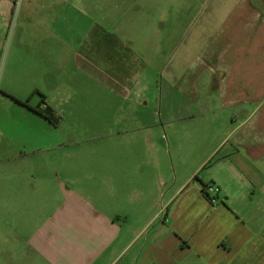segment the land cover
Here are the masks:
<instances>
[{"label": "crops", "instance_id": "crops-1", "mask_svg": "<svg viewBox=\"0 0 264 264\" xmlns=\"http://www.w3.org/2000/svg\"><path fill=\"white\" fill-rule=\"evenodd\" d=\"M257 1L242 0L209 35L174 25L146 31L143 9L133 10L150 0H115L110 10L107 2L62 0L90 27L77 42L63 27L56 33L59 74L69 68L67 82L80 73L119 92L85 100L111 109L108 120L97 119L93 140L103 149L91 152L92 163H33L51 124L26 106L7 131L0 126V264H264V3ZM13 14V1L0 0V102H24L23 89L31 92L27 53L39 51L44 69L50 55L47 35L37 49L30 31L12 28ZM67 100L70 115L80 101ZM162 103L175 110L161 112ZM192 104L205 108V133L218 137L207 159L221 156L185 168L161 163L155 138L171 122L193 120ZM59 138L54 146L77 143ZM196 175L218 188L217 203Z\"/></svg>", "mask_w": 264, "mask_h": 264}, {"label": "rangeland", "instance_id": "rangeland-1", "mask_svg": "<svg viewBox=\"0 0 264 264\" xmlns=\"http://www.w3.org/2000/svg\"><path fill=\"white\" fill-rule=\"evenodd\" d=\"M14 3V14L12 19V28L25 27L28 32L33 34L31 43L38 49L37 44L40 39L47 35L50 55L48 57V67L44 69L42 63L43 57L35 50L27 53L31 54V64L33 67L32 89H23L28 92L27 104L31 107L36 106H50L57 109L59 112L57 116L60 118L58 126L59 136L55 130H52V125L46 126L48 129L47 136L49 143L47 148L33 157V163H92L91 152L95 149H103L101 141L93 140L98 130L97 119L108 120L109 105H104L97 100L95 103L88 104L85 100H92V98H116L114 91L119 92L117 88L112 90L104 88V85L91 84L89 79L85 78L80 73L73 75L74 81L68 80V71L61 76L58 71V47H60L61 38L57 37V32L63 27V32L66 37L70 34H75V41L81 40L84 32L90 27V24L69 5H63L62 0H12ZM104 7L107 2V10L113 8L109 5V0H96ZM144 8L134 9L141 13L142 19L145 20V30L154 27L160 29L162 32H167L173 25L178 31H183L187 28L191 34L205 27V31L212 35L216 27L222 23L223 19L228 17L242 0H150ZM257 1V0H256ZM261 2L264 0H260ZM257 1L258 3H261ZM75 3V2H73ZM115 5V0L110 3ZM114 10V9H113ZM129 8L122 7L119 12L124 16L127 15ZM98 11V10H97ZM111 14V13H109ZM64 17L63 23L62 19ZM140 17V18H141ZM80 21L82 23H80ZM174 22V24H173ZM164 27V30L162 29ZM59 28V30L57 29ZM155 30V29H150ZM19 33V31H17ZM77 35V36H76ZM65 37V38H66ZM67 39V38H66ZM9 41V40H8ZM64 44V39H63ZM28 52V51H27ZM52 53V54H51ZM24 57V55L19 54ZM4 62V56L1 64ZM67 58L64 59V63ZM43 69L42 75L39 73V66ZM44 70L45 73H44ZM61 76V77H60ZM163 81L166 80V73H163ZM60 80V85H58ZM66 82V83H65ZM90 82V83H89ZM67 84V85H66ZM66 85V87H65ZM114 89V91H113ZM164 91V89H161ZM42 92V93H41ZM43 94V95H42ZM43 98H42V96ZM45 97V98H44ZM75 98L80 101L75 105L76 108L72 114L68 115L71 102L67 100ZM211 108L213 104L210 105ZM24 106L15 102L11 97H2L0 102V126L3 130H8L9 124L12 120L22 112L25 111ZM196 116L193 120H178L171 122L172 126L161 130V133L155 138L159 143V154L161 156V163H183V168L188 167L190 163L204 162L213 151L218 137L211 131L205 133L207 125L203 121V113L205 108L201 105L196 106L192 104ZM65 111L63 114L61 111ZM161 112H170L175 110L172 105L165 103L161 104ZM70 111V110H69ZM61 112V113H60ZM106 114V115H105ZM200 114V115H198ZM164 122V121H163ZM167 124V123H166ZM50 127V128H49ZM62 134V136H61ZM163 135V138H161ZM77 141L73 145L64 144L62 146H54L55 141L60 138ZM61 140V139H60ZM53 141V142H52ZM2 147H6L7 140H1ZM221 154H212L208 163H216ZM206 162V161H205ZM204 162V163H205ZM171 165V164H170ZM5 163H0V175L5 174L3 169ZM7 174V173H6ZM196 182V181H194Z\"/></svg>", "mask_w": 264, "mask_h": 264}, {"label": "trees", "instance_id": "trees-1", "mask_svg": "<svg viewBox=\"0 0 264 264\" xmlns=\"http://www.w3.org/2000/svg\"><path fill=\"white\" fill-rule=\"evenodd\" d=\"M11 98H13V97H11ZM13 99L16 100L17 102H19L21 105L26 106L27 108H29L34 113H36V114L40 115L41 117H43L44 119H46L52 126H54V127H58L59 126V124H60V118H59V116H57V114L54 111V109L51 108L50 106L42 107V106L39 105V106H36V107H30V106H28L27 101L22 102V101H18L15 98H13ZM193 180L194 181H198V182L201 183L202 193L204 194L205 197L208 198V196L204 193V191H205V188L208 185H211V184H204V183H202L200 181V179L198 178L197 175L193 178ZM218 192H219V190H218Z\"/></svg>", "mask_w": 264, "mask_h": 264}, {"label": "built area", "instance_id": "built-area-1", "mask_svg": "<svg viewBox=\"0 0 264 264\" xmlns=\"http://www.w3.org/2000/svg\"><path fill=\"white\" fill-rule=\"evenodd\" d=\"M204 193L208 196V199L210 200L211 203H217V193H218V188L214 187L213 185H208L205 188Z\"/></svg>", "mask_w": 264, "mask_h": 264}]
</instances>
